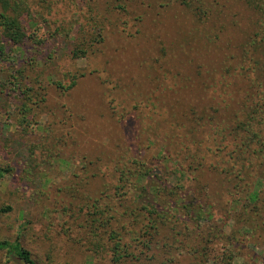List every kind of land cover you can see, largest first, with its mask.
<instances>
[{
    "label": "trees",
    "instance_id": "trees-1",
    "mask_svg": "<svg viewBox=\"0 0 264 264\" xmlns=\"http://www.w3.org/2000/svg\"><path fill=\"white\" fill-rule=\"evenodd\" d=\"M158 1H91L95 12L93 23L88 28L81 27L78 34L72 36L71 47L65 54L73 63L79 58L91 61L100 55L105 65L102 68L98 65L74 67L64 72V83L63 79L56 82L64 95L88 75H95L107 88L102 110L105 109L111 121L105 120L104 125L111 131L112 147L119 152L112 158L108 153H95L93 157L83 154L79 157L80 168L61 183L58 191L66 194L71 191L76 196L78 185H96L93 199L89 191L79 196L88 197L86 207L89 209L83 226L98 242L105 238L113 264L135 257L126 234L139 233L137 245L141 248L140 254H144L159 244L156 236L163 227L174 230L176 224L187 231L184 240H179L181 247H186L193 255L201 251L205 254L210 249L207 241H199L198 233L205 228L201 223L214 219L213 208L221 211L223 227L232 220L230 238L245 234L264 240V0H244L256 15L253 28L240 43V55L221 57L218 61H205L197 54L188 53L190 45L196 47L201 37L212 43L218 41L220 26L217 29L214 26L218 19L213 24L219 13L216 9L214 15L213 4L218 3H213L214 0ZM167 6L186 12L192 18L195 33H182L179 20L170 18L167 28L161 29L166 33L170 28L173 39L167 44L168 38L161 34L157 42L146 45V29L151 28L148 22L144 23L147 13ZM115 12L120 14L119 19L124 17L127 24L128 20L133 21L130 31L119 28L120 35L146 43L142 54L148 60L140 68V72H146L141 80L134 77L127 66L119 63L115 66L116 58L110 46L116 39L108 38L104 32ZM33 23L30 0H0L2 65L6 64L10 51L23 52L24 45L32 38L29 29ZM179 41L183 42L181 48ZM43 42L41 39L39 46ZM38 62L36 51L28 60L18 61L19 77L11 82V94L25 96L30 91L28 71ZM237 76L239 85L244 82L240 100V87L232 88L237 85ZM0 92L3 91L0 89ZM28 96L29 93L25 98ZM35 96L37 101L33 100L32 105L44 101L43 96ZM83 99L82 104L90 101ZM19 109L23 119L32 111L25 101ZM63 146H68L67 140ZM150 146H156L152 148L155 159L171 158L172 153L177 156L169 174L157 171L148 163ZM59 149L63 152L62 146ZM11 169V166L0 165V182ZM211 174L218 177L214 190L211 182L204 180ZM181 176L191 179L192 188L186 189L172 181L177 177L180 181ZM51 192L43 193L50 198ZM213 193L224 195L226 199H211ZM9 209L8 205L0 204V215ZM61 209L64 208L59 206L54 210ZM217 232L212 236L222 234L219 229ZM191 237L194 242L190 241ZM170 244L164 241L161 246L169 248ZM13 261L37 264L19 234L0 240V264ZM168 261L172 260L168 258Z\"/></svg>",
    "mask_w": 264,
    "mask_h": 264
},
{
    "label": "rangeland",
    "instance_id": "rangeland-1",
    "mask_svg": "<svg viewBox=\"0 0 264 264\" xmlns=\"http://www.w3.org/2000/svg\"><path fill=\"white\" fill-rule=\"evenodd\" d=\"M91 1L94 0H30L34 14V23L29 29L32 38L24 45L23 52L19 54L18 51H10L6 64L2 65L0 62V89L3 91L0 92V165L13 168L0 182V204L10 207L0 215V240L12 239L19 234L23 245L31 251L37 264H113L110 247L104 241L105 238L98 242L83 226L89 209V206L86 207L88 197L79 196L89 191L93 193L90 195L93 199L94 195L96 196V189H93L96 185H78L76 188L79 192L76 196L71 191L68 194L58 191L61 183L69 179L74 170L80 168L82 163L79 157L83 154L93 157L95 153H108L112 158L119 152L112 147L111 131L104 125L105 120H111L105 109L102 110L104 91L107 88L100 80L95 75H88L67 95H64L56 84L63 79L64 72L74 67L82 68L87 65L91 68L98 65L102 68L105 65V59L100 55L91 61L79 58L73 63L65 54L71 47L72 36L78 34L81 27L88 28L93 23L95 12ZM215 1L218 5L213 4L214 15L216 9L219 13L218 17H214L213 24L218 19L217 25H214L216 29L220 26L217 31L218 41L212 43L201 37L200 41H196V47L190 45L188 52L201 56L205 61H218L221 57L240 55V43L244 42L256 19V15L244 0H214L213 3ZM119 15L115 12L113 19L106 24L105 36L108 34V38L116 39L110 46L116 58L115 66L118 65L116 63L127 66L134 77L140 80L146 73L140 72V68L144 66V61L148 60L147 56L142 54L144 45L157 42L161 34L168 38L165 40L167 44L173 39L170 37L174 35L170 28L166 33L161 29L167 28V22H170L168 19L179 20L184 31L182 33H195V25L186 12L178 11L174 7H159V11L147 13L144 23L148 22L151 28L146 29V43L139 42L131 36L120 35L119 28L130 31L133 21L128 20L127 24L124 17L118 18ZM210 25L211 23L208 24ZM41 39L44 42L39 46ZM126 43L128 48L125 51ZM33 46L38 47V50ZM182 46L183 42L179 41V48ZM35 51L39 62L28 71L27 83L31 87L30 91H27L29 96L25 98L27 93L25 96H15L11 94L10 88L14 77H19L18 61L28 60V56ZM146 77L150 78V75ZM62 81L64 83V79ZM236 84L232 88L240 87V100L244 82L242 86L239 85V76L236 77ZM6 91L10 93L5 94ZM35 94H38V98L43 96L44 101L32 105L33 100L37 101ZM83 97L90 101L82 104L80 100H85ZM93 100L99 103H94ZM24 101L32 107L26 119L21 118L19 113ZM221 102L225 104L223 100ZM227 113L226 111L225 114ZM66 140L68 146L64 147ZM61 146L63 152L60 153ZM153 147L156 146L148 148V163L155 166L157 171L169 174L178 160L177 156L172 153L171 158L155 159ZM102 168L106 169L105 166ZM181 177L180 181L177 179L179 177L172 178V181L187 187L186 189L192 188L191 179ZM204 180L211 182V189H216L217 176L211 174ZM45 190L52 191L50 198L45 197ZM215 197L226 199L224 195L213 193L211 199ZM114 202L116 203V200ZM59 206L64 209L55 211ZM213 214L214 222L208 220L201 223L205 228L203 232L201 230L198 233L199 241H207L210 249L205 254L201 251L193 255L186 247H181L179 240H184L187 231L176 224L174 230L163 227L156 236L159 244L144 254H140L141 248L137 245L136 237L139 233L126 234L135 257H128L120 264H264V240L242 233L230 238L232 220L223 227L220 221L221 211L213 208ZM215 228L222 234L212 236V233H218ZM194 237L190 238L191 242L195 241ZM164 241L172 243L169 248L161 246ZM168 258L172 261H168ZM10 264L18 262L13 261Z\"/></svg>",
    "mask_w": 264,
    "mask_h": 264
}]
</instances>
